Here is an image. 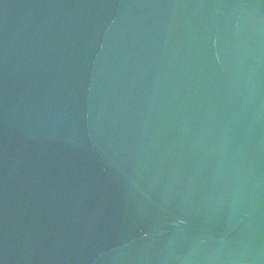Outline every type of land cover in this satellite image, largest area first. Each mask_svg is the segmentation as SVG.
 <instances>
[{
  "label": "water",
  "instance_id": "water-1",
  "mask_svg": "<svg viewBox=\"0 0 264 264\" xmlns=\"http://www.w3.org/2000/svg\"><path fill=\"white\" fill-rule=\"evenodd\" d=\"M0 264H264V0H0Z\"/></svg>",
  "mask_w": 264,
  "mask_h": 264
}]
</instances>
